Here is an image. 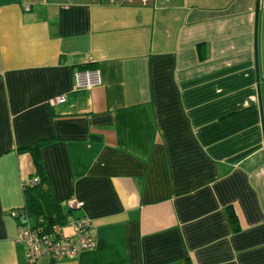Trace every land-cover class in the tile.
<instances>
[{
  "label": "crops",
  "instance_id": "0c3cea01",
  "mask_svg": "<svg viewBox=\"0 0 264 264\" xmlns=\"http://www.w3.org/2000/svg\"><path fill=\"white\" fill-rule=\"evenodd\" d=\"M254 10L0 0V264H27L10 211L33 171L18 149L37 141L52 197L81 200L68 217L95 240L56 264H264V0ZM85 66L100 85L75 89Z\"/></svg>",
  "mask_w": 264,
  "mask_h": 264
},
{
  "label": "built area",
  "instance_id": "2783aa9c",
  "mask_svg": "<svg viewBox=\"0 0 264 264\" xmlns=\"http://www.w3.org/2000/svg\"><path fill=\"white\" fill-rule=\"evenodd\" d=\"M73 88L90 90L100 85V76L97 69L90 67L76 69L72 74ZM63 97L49 101L51 105L62 103ZM36 182V178L32 179ZM68 212L82 207L83 202L70 196L66 199ZM69 215V213H68ZM12 218L20 216L17 223L16 240L23 245L27 264H56L62 259H70L84 250L95 246L91 233V222L85 216L67 217L63 223L51 225L42 224L41 218L33 223L19 210L10 211ZM67 230V232H65Z\"/></svg>",
  "mask_w": 264,
  "mask_h": 264
},
{
  "label": "trees",
  "instance_id": "16d2710c",
  "mask_svg": "<svg viewBox=\"0 0 264 264\" xmlns=\"http://www.w3.org/2000/svg\"><path fill=\"white\" fill-rule=\"evenodd\" d=\"M86 68L90 67L85 66L78 69L83 70ZM45 142L37 141L18 149L20 152L28 153L33 167L30 176L21 183L23 206L20 215L23 213L27 218H33V221L41 218L42 224L48 226L53 223H63L69 212L62 210L50 193L40 155V148ZM33 178H36V182H32ZM227 212L228 218L234 221L233 213L231 211ZM17 218H20V216Z\"/></svg>",
  "mask_w": 264,
  "mask_h": 264
},
{
  "label": "water",
  "instance_id": "95a60500",
  "mask_svg": "<svg viewBox=\"0 0 264 264\" xmlns=\"http://www.w3.org/2000/svg\"><path fill=\"white\" fill-rule=\"evenodd\" d=\"M257 10H258V0H255V10H254L255 17L257 15ZM258 108H259L260 117H261V110H260V105H259V98H258ZM261 128L263 129V124L262 123H261ZM263 146H264V139H263Z\"/></svg>",
  "mask_w": 264,
  "mask_h": 264
},
{
  "label": "rangeland",
  "instance_id": "374dc122",
  "mask_svg": "<svg viewBox=\"0 0 264 264\" xmlns=\"http://www.w3.org/2000/svg\"><path fill=\"white\" fill-rule=\"evenodd\" d=\"M30 223H33V218H30ZM65 232H67V230H65Z\"/></svg>",
  "mask_w": 264,
  "mask_h": 264
}]
</instances>
